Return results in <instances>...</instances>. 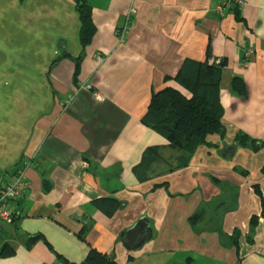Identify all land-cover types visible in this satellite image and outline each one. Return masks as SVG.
<instances>
[{
    "label": "crops",
    "instance_id": "obj_1",
    "mask_svg": "<svg viewBox=\"0 0 264 264\" xmlns=\"http://www.w3.org/2000/svg\"><path fill=\"white\" fill-rule=\"evenodd\" d=\"M88 1L83 49L75 0H0V190L19 170L29 183L0 226V264L80 263L91 248L119 264H264L263 218L250 231L255 185L264 197V0H244L242 20L219 14L223 0ZM207 51L227 60L225 133L188 157L142 118ZM109 196L123 202L112 215L97 202ZM140 219L152 234L127 247Z\"/></svg>",
    "mask_w": 264,
    "mask_h": 264
},
{
    "label": "trees",
    "instance_id": "obj_2",
    "mask_svg": "<svg viewBox=\"0 0 264 264\" xmlns=\"http://www.w3.org/2000/svg\"><path fill=\"white\" fill-rule=\"evenodd\" d=\"M75 3L82 24L80 41L83 49H85L92 42L96 33L92 6L88 0H75ZM241 7L239 4H233L230 8V11L234 10L239 20L243 19L240 15ZM248 55L249 52L246 51L245 63L249 60ZM209 57L210 52L207 51L204 59L186 58L177 74L166 78V80L173 79L177 86L166 85L153 91L148 110L142 118L145 125L166 137L171 147L182 150L189 155L188 157L195 153L199 146L208 143L209 135H223L225 133L224 108L220 99V87L227 60L210 61ZM73 59L75 60L74 77L76 81L83 55ZM230 86L231 90L238 95L243 97L247 95V86L241 76H234ZM240 137V143L243 142L244 145H248V138L245 134ZM16 174L18 171L12 177ZM49 184L50 181L45 180L47 187ZM255 191L261 197V214L251 216V232L259 224L260 218L264 220V197L259 185H255ZM97 202L99 206L105 207L103 210L109 215H112L123 203L113 196L100 199ZM235 233L238 236L240 232L236 231ZM32 237L31 240L43 236ZM248 240L253 241L251 233H249ZM64 262L65 264H119L114 253H105L96 248H91L85 260L80 263H71L66 259Z\"/></svg>",
    "mask_w": 264,
    "mask_h": 264
},
{
    "label": "built area",
    "instance_id": "obj_3",
    "mask_svg": "<svg viewBox=\"0 0 264 264\" xmlns=\"http://www.w3.org/2000/svg\"><path fill=\"white\" fill-rule=\"evenodd\" d=\"M233 4L243 5L244 0H223L218 6L219 14L224 15ZM135 11V10H133ZM132 10L130 11V14ZM131 16H129L127 23L122 27L128 28L131 24ZM125 31V30H124ZM248 63V61H246ZM24 172L18 171V174L13 176L10 181L0 190V226L3 224H10L14 220L15 213L12 210L11 202L18 200L27 190L29 183L24 178Z\"/></svg>",
    "mask_w": 264,
    "mask_h": 264
},
{
    "label": "water",
    "instance_id": "obj_4",
    "mask_svg": "<svg viewBox=\"0 0 264 264\" xmlns=\"http://www.w3.org/2000/svg\"><path fill=\"white\" fill-rule=\"evenodd\" d=\"M127 234L128 241L125 242V245L129 247L130 243L132 242V238L136 237L139 238V242L134 243V246H138L141 244L148 236H151V228L147 225V222L144 219L138 220L133 227L125 230ZM147 235V236H146ZM133 245V244H132Z\"/></svg>",
    "mask_w": 264,
    "mask_h": 264
},
{
    "label": "rangeland",
    "instance_id": "obj_5",
    "mask_svg": "<svg viewBox=\"0 0 264 264\" xmlns=\"http://www.w3.org/2000/svg\"><path fill=\"white\" fill-rule=\"evenodd\" d=\"M17 85H20V84L17 83ZM39 88H40V86H39ZM10 224H12V223H10Z\"/></svg>",
    "mask_w": 264,
    "mask_h": 264
}]
</instances>
